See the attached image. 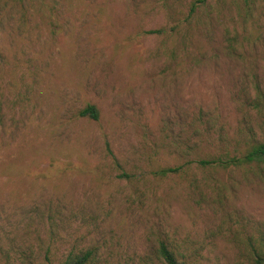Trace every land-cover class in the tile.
I'll return each instance as SVG.
<instances>
[{
  "label": "rangeland",
  "instance_id": "374dc122",
  "mask_svg": "<svg viewBox=\"0 0 264 264\" xmlns=\"http://www.w3.org/2000/svg\"><path fill=\"white\" fill-rule=\"evenodd\" d=\"M259 141L264 0H0V264H264Z\"/></svg>",
  "mask_w": 264,
  "mask_h": 264
},
{
  "label": "trees",
  "instance_id": "16d2710c",
  "mask_svg": "<svg viewBox=\"0 0 264 264\" xmlns=\"http://www.w3.org/2000/svg\"><path fill=\"white\" fill-rule=\"evenodd\" d=\"M197 3L205 2L206 0H196ZM196 6L193 3L190 7V13L194 12ZM157 32V29H151L150 32ZM250 103L254 107H258L261 103L258 99H253ZM79 114L82 116H88L93 119H97L98 111L96 107L92 104H88L83 107ZM227 156V151H223L222 153L207 159H199L198 163L200 165L207 164H217V165H226L228 163H240V162H262L264 161V141L251 143L249 148L245 151L242 157H236V155H231L227 157L226 161H223L222 156ZM178 170V166L168 167L167 169H162V174H166V172H176ZM155 254L157 259L159 260V264H185L184 262V253L181 252L180 249H176L173 245L171 248L168 243L160 239L157 242V246L155 248ZM254 259L259 263L261 262L260 255L254 251ZM96 258V249L93 247H70L66 253L63 254V257L59 259L56 264H91ZM48 264H52L50 260H48Z\"/></svg>",
  "mask_w": 264,
  "mask_h": 264
}]
</instances>
